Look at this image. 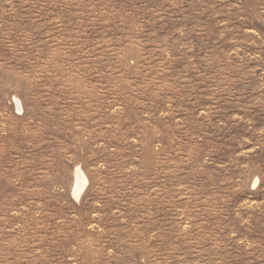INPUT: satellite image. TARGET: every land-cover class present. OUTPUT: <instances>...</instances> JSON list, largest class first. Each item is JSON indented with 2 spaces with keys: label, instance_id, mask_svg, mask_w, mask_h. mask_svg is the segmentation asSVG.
Returning a JSON list of instances; mask_svg holds the SVG:
<instances>
[{
  "label": "rangeland",
  "instance_id": "obj_1",
  "mask_svg": "<svg viewBox=\"0 0 264 264\" xmlns=\"http://www.w3.org/2000/svg\"><path fill=\"white\" fill-rule=\"evenodd\" d=\"M0 264H264V0H0Z\"/></svg>",
  "mask_w": 264,
  "mask_h": 264
},
{
  "label": "bare ground",
  "instance_id": "obj_2",
  "mask_svg": "<svg viewBox=\"0 0 264 264\" xmlns=\"http://www.w3.org/2000/svg\"><path fill=\"white\" fill-rule=\"evenodd\" d=\"M76 177L79 178V179H81L82 184H85L86 180L83 177V175L81 174V171L78 170L76 172ZM82 187H83V185H82ZM81 191H82V189L79 192L78 191H75L74 192V196L77 198L80 195Z\"/></svg>",
  "mask_w": 264,
  "mask_h": 264
}]
</instances>
